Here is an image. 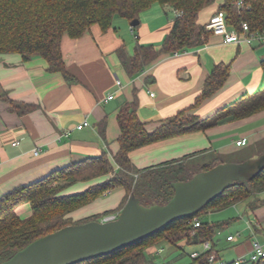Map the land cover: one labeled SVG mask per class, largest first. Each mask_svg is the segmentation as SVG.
I'll list each match as a JSON object with an SVG mask.
<instances>
[{"label":"crops","instance_id":"obj_1","mask_svg":"<svg viewBox=\"0 0 264 264\" xmlns=\"http://www.w3.org/2000/svg\"><path fill=\"white\" fill-rule=\"evenodd\" d=\"M221 3L219 0L204 9L200 23L207 24ZM175 18L176 11L172 7L156 2L140 14V24L136 27L128 19L117 17L106 32L96 24L78 38L66 33L62 52L74 77L71 81L59 72L50 71L48 62L41 56L26 60L16 53L0 54V197L56 169L104 152L113 161L121 136L118 115L124 106L137 101L140 119L148 131H154L167 119L194 106L207 78L219 64L230 65L226 84L191 110L192 114L204 118L245 94L264 89L261 66L264 41L226 43L214 34L200 48L161 54L143 72L132 77L124 68L118 51L123 49L132 57L138 44H153L160 50ZM118 79L122 85L117 84ZM109 95L114 98L106 101ZM85 119L91 125L78 129ZM242 137L249 139L243 148L236 144ZM262 141L264 111L206 131L144 146L132 151L130 157L138 169L200 151L233 155L245 148L256 149V155L249 156L252 158L257 157ZM36 150H39L38 155H35ZM108 178L101 176L80 182L64 193L84 191ZM125 195V190L121 189L113 205L90 211L94 202L71 216L82 218L117 209ZM263 201L264 193L239 202L244 204L245 213L255 216L254 222L247 226L248 239L240 245V251H251L256 241L264 243ZM16 211L22 218L32 214L29 203L18 206ZM227 236V243H240L241 235L235 241H228ZM221 238L224 236L220 235L218 240ZM193 246L202 250L201 245ZM148 251L154 264L170 262L169 254H175L176 258L184 255V250L169 244L154 246Z\"/></svg>","mask_w":264,"mask_h":264},{"label":"trees","instance_id":"obj_2","mask_svg":"<svg viewBox=\"0 0 264 264\" xmlns=\"http://www.w3.org/2000/svg\"><path fill=\"white\" fill-rule=\"evenodd\" d=\"M218 1L0 0V54L16 53L26 60L32 56H41L48 62L50 71L59 72L71 81L74 77L68 70L62 52V40L66 33L72 38H78L96 24L106 32L113 26L117 17L128 19L130 22L139 19L140 14L156 2L179 11L181 15L174 19L172 30L166 36L160 50L153 44H138L132 57L123 49L118 51L124 68L135 77L161 54H179L204 46L213 33L207 30L206 25L199 23L200 13ZM240 1L243 3L239 4ZM218 10L226 12L230 29L243 33V23L246 22L250 26V31L264 33V0H222ZM261 66L264 72V59ZM229 76L230 65L215 66L194 106L167 119L154 131H148L145 122L140 119L137 101L127 104L118 115L121 136L119 149L113 155V161L110 160L108 153L104 152L98 157L56 169L40 180L1 196L0 264L33 241L68 225L100 221L106 215L121 212L132 195L137 196L145 206L166 204L175 195L173 183L188 181L201 171L227 162L225 159L227 155L200 151L181 159L138 169L132 162L130 153L156 142L192 132L206 131L264 111L262 89L245 94L204 118L191 113V110L204 100L216 94L226 84ZM263 152L264 141L260 143L257 157ZM248 158L251 157L245 160ZM109 173L114 175L84 191L72 194L63 191L78 181L92 180ZM62 182L65 183L60 185ZM118 188L124 189L126 195L117 209L73 221L71 213ZM262 193L264 170L248 184L236 181L197 215L177 220L156 234L109 255L77 264H154L148 253L151 247L170 244L183 250L182 244L202 246L206 241L211 242L212 249L203 252L198 258H192L190 264H211L209 258L212 254L216 255L215 262L220 259L219 251L216 250L217 231L226 228L228 222L209 223L204 221L201 215L226 209ZM24 203H29L31 207L32 214L28 218H22L16 211L17 207ZM196 217L201 221L197 228L192 223Z\"/></svg>","mask_w":264,"mask_h":264},{"label":"water","instance_id":"obj_3","mask_svg":"<svg viewBox=\"0 0 264 264\" xmlns=\"http://www.w3.org/2000/svg\"><path fill=\"white\" fill-rule=\"evenodd\" d=\"M139 19L131 21L136 27ZM264 170L262 155L242 162H224L173 183L175 195L166 204L143 205L132 195L118 219L68 225L43 236L1 264H77L133 245L171 223L197 215L236 181L246 184Z\"/></svg>","mask_w":264,"mask_h":264},{"label":"rangeland","instance_id":"obj_4","mask_svg":"<svg viewBox=\"0 0 264 264\" xmlns=\"http://www.w3.org/2000/svg\"><path fill=\"white\" fill-rule=\"evenodd\" d=\"M167 7H170V6H167ZM199 23H200V21H199ZM202 25H207V24H202ZM259 149H260V147H259ZM255 151H256V149L245 148L236 154L225 156L226 157L225 159L227 160V162H242V160L245 161V158H247L249 156L256 155ZM248 159H250V158H248ZM111 175H114V173H109L107 175L104 174L102 176H109L110 177ZM100 177H97V178H100ZM92 180H94V179H92ZM80 182H84V181H78V182H76L70 186H67L66 188H64L63 191L71 189L72 187H74L76 184H78ZM64 183L65 182H62L60 185H62ZM120 190H121L120 188L115 189L110 194H108L104 197H101L99 200L95 201V203L92 204V206H90V208H89L90 211L109 207V206L113 205L117 200L118 191H120ZM243 207H244V204L239 203L238 206L233 205V206L228 207V208L223 209V210L204 213L201 215V218L204 221L209 222V223L220 222V221L228 222L227 227L224 229H221L222 235L224 236V239L221 238L222 240L219 241L218 238H220V236L217 235V237H216V241H217L216 250L219 251L220 259L217 260L216 262H214L213 264H231V263H234L237 259H239V257L242 255L245 256V258L247 260L244 264H251L252 263L250 261V258L252 255L251 251L249 249H242L240 251V249H239L240 245L244 241H247V239H248L247 238L249 235V231L247 230L248 224H250L251 221L254 222V220H255V216L253 215V217H251L249 214L245 213ZM82 208H84V207H82ZM76 211H78V210H76ZM71 214H70V216H71ZM71 217H72L73 221H79V220L85 218V217L75 218L73 216H71ZM245 227H246V229H245ZM239 232L241 233V237H240V241H239L240 243H227L226 242L225 238L229 233H233L232 235H237ZM169 246H171V245L169 244ZM182 246H183V250H184V255L182 254V256L180 258H176L175 254H169L168 255V260L171 263H173V264H190L193 260L192 257L190 256V254L194 250L198 251L197 249H199V247H194L192 245H187V244H182ZM148 253H149V251H148ZM149 255L151 256V253ZM152 261H153V259H152ZM156 263L162 264L163 262H156Z\"/></svg>","mask_w":264,"mask_h":264},{"label":"built area","instance_id":"obj_5","mask_svg":"<svg viewBox=\"0 0 264 264\" xmlns=\"http://www.w3.org/2000/svg\"><path fill=\"white\" fill-rule=\"evenodd\" d=\"M243 1H240L239 4H242ZM181 13L179 11H176V17L180 16ZM207 30L211 31L214 35L220 36L223 38V40L226 43H253V42H263L264 41V33L261 32H252L250 31V26L248 23H243V33H240L234 29H230L227 24V18H226V12L224 10H218L216 11L212 17L209 19L207 25ZM118 85H122V81L120 79L117 80ZM154 95V94H152ZM114 98V95H109L106 101L111 100ZM90 122L85 119L83 122H81L77 128L83 129L84 127L90 126ZM249 139L247 137H242L240 140L237 141L238 147H243L248 145ZM15 144H18L15 143ZM39 154V150L35 151V155ZM121 212H115L109 215H106L103 217L100 221L102 222H109L118 219ZM194 227H199L201 225V221L199 218H194L192 221ZM217 235H222V231L218 230ZM240 233L237 235H228L227 240L228 241H235L240 237ZM212 249V244L210 241H206L202 244V250L201 251H194L192 253V258H198L201 256L203 252L210 251ZM251 262H264V243H261L259 241H256L254 243L253 249L251 250ZM216 260V255L212 254L209 258V261L211 264H213ZM245 256H240L239 259H237L234 263L235 264H244L246 262ZM163 264H173L171 262H164Z\"/></svg>","mask_w":264,"mask_h":264}]
</instances>
